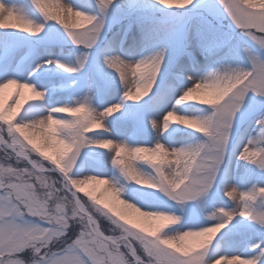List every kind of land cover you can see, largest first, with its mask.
<instances>
[{"label":"rangeland","instance_id":"1","mask_svg":"<svg viewBox=\"0 0 264 264\" xmlns=\"http://www.w3.org/2000/svg\"><path fill=\"white\" fill-rule=\"evenodd\" d=\"M6 2L9 5L18 6L28 19L44 23L42 15L31 3V0H6ZM60 2L63 3L64 0H60ZM66 2L78 10H85L82 7V0H66ZM137 7H141L142 11H129ZM86 12L101 16L97 0H87ZM0 13H3L2 7H0ZM103 17L104 27L97 45L91 52L77 47L63 28L51 21L46 22L42 32L37 35L19 31L14 33L11 39L20 41L21 47L16 61L13 63V70L19 65V78L22 80L30 78L37 90L45 93L40 100L32 101L30 99L31 90H21V96L16 97V100L25 105V97L29 98L27 100L29 104L25 109L27 114L35 116L45 113L55 106L74 104L75 101L87 95L91 97L92 106L99 110L112 104H121L118 112L105 119L106 130L101 127L93 128L94 133L90 134L93 138H107L125 142L130 146L139 145L142 147L154 146L157 141L172 149L193 146L206 140L204 134L175 124V121L167 130L157 133L149 121L156 119L155 116L158 113L162 120L163 115L169 111L167 109L173 102L171 110H176L178 114L206 116L213 109L211 106L191 103L198 97L192 96L189 103L186 104L176 103L180 90L191 84L187 76L197 77L201 73L205 75L209 71L223 69L237 62H242L247 67V58L240 51L244 45H247L253 52L264 55L252 41L240 34L226 16L218 17L210 14L204 7V0H193V3L185 9H168L159 4L158 0H114L113 5L103 14ZM5 19L9 20L8 24H4ZM15 23L16 21L10 17V14L0 15V26H14ZM209 24L215 33L225 38L230 37V44L209 51L200 39V33L206 32ZM54 29L58 30L59 34L54 32ZM166 36H171L173 39L175 51L165 47L164 38ZM162 49L166 51V57L159 74L158 90L154 89L153 94L150 92L149 96L141 95L137 101L125 100L123 98L125 88L119 81L118 73L106 66H103V73L107 78H110L109 84L106 87L97 86L100 74L99 65H102L104 56H125L138 52L141 53L139 59H144L146 56L155 55ZM81 55L85 60L83 67L77 63ZM47 58H53L59 63L71 66L76 71L69 73L56 64L42 67L39 71H33L36 64L42 63ZM30 73L31 76H29ZM7 75L11 76L13 72L10 71ZM138 78L139 73L135 75L132 73L127 79L133 81L129 85L133 93L136 92L135 81ZM3 79H5V75L0 73V81ZM15 93L14 85L0 90V110L3 107H11L12 110H15L13 104ZM249 95L252 94L249 93ZM165 107L167 108L163 111ZM162 112L163 114H161ZM260 112H264V107L258 106L256 112L244 118H240L238 115L231 132L234 143H238L242 147L249 141H255L253 147L264 148V134H261L259 126L252 122V119L260 116ZM60 115L69 116L68 113ZM69 118L73 117L69 116ZM35 142L40 144L38 140ZM62 149V145L56 144V139L52 140L51 145L44 148L45 152L53 158L57 151H62ZM109 150L94 149L91 153L85 150L80 158V166L85 172H99L105 178L122 179L119 169L109 162L106 153ZM236 152L238 154L239 148L236 149ZM101 153H103L102 163L99 161ZM237 157L238 155H232L227 164L226 182H218L206 196H201L195 201L179 203L171 200L158 188L149 189L146 186H137L130 182H126L125 190L142 196L149 210L158 209L181 217L180 223L170 225L168 229L165 228L163 235L211 226L213 223L219 222L209 219L217 209L231 211L236 208V203L223 195L225 185H234L240 192H249L253 186L264 187V169H260L255 163L241 161ZM133 163L146 175L156 176L155 169L145 161L137 159ZM2 175L3 173H0V176ZM82 187H84V191H89L95 196L102 192L105 186L103 184H88ZM238 195L239 193H237V197ZM102 200L111 203V194L106 193ZM249 207L254 215L264 214V196H256L249 203ZM117 208L125 212V218L138 223L140 227L149 231L155 230L156 226L161 223H167L159 220L146 221L145 218L139 217L129 209H122L119 205ZM228 223L227 236L225 239H214L206 251L205 260L210 257L214 259L230 255H240L242 258L248 259L257 256L258 251L252 248V244L264 237V229H261L251 217L234 216L233 220ZM141 255H143L142 252ZM257 264H259V260Z\"/></svg>","mask_w":264,"mask_h":264},{"label":"clouds","instance_id":"2","mask_svg":"<svg viewBox=\"0 0 264 264\" xmlns=\"http://www.w3.org/2000/svg\"><path fill=\"white\" fill-rule=\"evenodd\" d=\"M187 2L190 3V0ZM39 3L44 23L29 20L24 22L23 31L31 29L35 35L44 29L46 22L51 21L69 31L95 34L98 22L95 16L86 11L78 10L66 0L63 3L60 0H39ZM160 3L163 4V0H160ZM164 6L180 8L186 4ZM238 6L242 10L239 19L250 27L237 29L251 31L264 38V0H238ZM8 7L9 4L5 0V7L0 15L7 14ZM240 51L246 58L251 53L247 45L242 46ZM146 68L148 75H141L135 81L136 86L141 89V94L145 96L156 87L161 72L158 62H151ZM229 68L231 71L222 75L210 76L214 71H209L201 77L188 75L187 79L191 84L180 90L176 101L178 104L189 103L187 97L191 95L198 97L191 103L211 106L216 112L210 126L204 117L178 114L177 111L170 113L176 117L175 124L199 133L206 129V134L212 141L211 150H206L204 158L200 161V183L197 184V188L206 189L202 196H206L213 189L215 159L226 145L227 137L231 136L234 127L233 117L244 105V98L247 95L245 82H251L252 73H246L247 67L244 63L237 62ZM7 83L16 87L13 97L15 111L11 107H3L0 110V152L3 153L0 156V164L16 170L15 182L19 183L22 189L19 204L26 219L32 223L0 235V264H56L55 254L83 236H86L93 246L112 242L120 245L131 244L136 247L137 255L144 264H153L149 256L144 254V246L153 247L161 243L160 233L164 234V229H168L170 225H178L181 217L165 211L149 210L142 196L126 191L125 187L126 182H130L149 189L157 188L160 183L159 174L151 177L141 172L137 165L132 167L118 164L117 160L125 157H115V146L106 153L110 164L119 169L122 179L105 178L99 172H85L80 166V158L85 150L90 153L94 149L102 150L105 142H112L90 135L94 133L92 128L94 123H100L104 130L105 119L111 113L106 108L103 110L94 108V116H90L83 106L79 111L75 108L53 107L51 111L31 116L25 110L29 98L25 97L26 104L22 105L18 103L16 97L21 96L22 89L31 90L32 101L40 100L41 94L31 84H20L16 80H8ZM131 83L133 81L128 80L127 86L129 87ZM2 88L3 84H0V89ZM56 113H68L73 118L69 116L57 118ZM168 114L163 116L165 127L170 123L167 119ZM259 119L264 120V116ZM49 124L56 128L55 133L49 129ZM155 130L157 133L160 132L159 120ZM53 136H56V144L63 146L62 151H57L55 158L46 155L42 150L52 144ZM37 140L40 142L39 147L36 146L37 143H33ZM152 151L154 153V149ZM176 151L177 149L173 148L168 156L176 155ZM161 157L164 158L163 153ZM180 159L183 160V157ZM237 159L240 160L239 157ZM99 161L103 162V153L99 154ZM164 170L168 176H173L176 165L168 163ZM0 179L10 180L12 177L3 173ZM89 181H102L105 186L103 191L95 196L89 191H81V187ZM233 187L231 184L225 185L223 193L231 191ZM106 193L111 194V203L102 200ZM232 201L236 203L234 209L236 214L245 215L240 211L242 202L239 198ZM117 205L122 209L131 210L146 221L159 220L167 223L156 226V234L153 235L151 231H145L143 227L138 226V223L125 218V212L118 210ZM222 219L217 212L216 220ZM252 219L264 229V223L255 217ZM223 227L224 224L215 223L212 228L188 229L165 236L171 238V243L176 245L175 251L185 258L192 259L193 264H253L251 261H242L237 256L230 258L220 256L218 259L210 257L205 260L206 251ZM103 236L110 237L111 240L104 241ZM126 259L127 264H136L134 257L127 256Z\"/></svg>","mask_w":264,"mask_h":264},{"label":"snow or ice","instance_id":"3","mask_svg":"<svg viewBox=\"0 0 264 264\" xmlns=\"http://www.w3.org/2000/svg\"><path fill=\"white\" fill-rule=\"evenodd\" d=\"M174 2L175 4L183 3L186 4V6H182L180 8L168 7V9H185L187 6L193 3V0H190V3H188L187 0H163V4H161L160 0H158V3L163 6L164 4L171 5ZM31 3L35 6L36 9L39 10V12L41 11V4L39 3V0H31ZM113 3L114 0H97V5L100 9L101 16L98 17L93 15L98 22L97 27L94 30L95 34H90L88 32L69 31L68 29L63 28L67 36L70 37L71 41L77 47L85 49L87 52H91L94 49L104 27L105 20L103 14L107 12V10L110 8V6L113 5ZM0 7H5V0H0ZM82 7H84L85 9L83 11L87 10V0H82ZM204 7L207 8L209 13L212 15L218 17L226 16L232 22L235 28L244 29L245 27H250V25L243 24L239 19L242 10L238 6V0H214V2L213 0H204ZM129 11L141 12L142 8L137 7L134 9H130ZM7 13L10 14V17L13 18L16 23L14 26H0V73H3L5 75V79L0 81V84H3V88L0 90L9 88L10 86L14 85L8 84V80H16L20 84H31L34 86L30 78H25L23 80L19 78V65H17L16 69L13 70V63L16 61L17 55L19 54L21 42L11 39L16 31L34 35L31 29H29L28 31L22 30L24 27V22H27L30 19H28L16 5H9ZM3 22L4 24H8L9 20L5 19ZM53 31L59 34L58 30L54 29ZM41 32L42 31L38 32L37 34ZM239 32L242 36H245L250 41H252L253 44L258 47L260 53H264V38L255 35L251 31ZM164 39L166 41L165 47L171 48L173 51H175V44L171 36H166ZM200 39L201 43L209 51L214 50L216 47L227 46L230 44V37L225 38L224 36L215 33L210 24L208 25L206 32L200 33ZM165 57L166 51L164 49L156 52L155 55L146 57L136 62H125V60L122 59L119 55L104 56L102 65H99L100 74L97 81V86L106 87L109 84L110 78H107L106 74L103 73V66H106L107 68L115 70V72L118 73L119 81L124 85L125 88L123 98L127 101H137L142 95L141 89L140 87L136 86V92L133 93L131 88L127 86L128 72L131 71L134 75L139 73V76L148 75L146 65L151 62H158L160 64V67H162L165 62ZM84 62V56L81 55V57L78 58L77 63L80 67H83ZM246 63L248 65L246 68V73H252V76L250 77L251 82H245L247 85L245 88L247 95L244 98L245 102L241 111L238 112L232 119L233 125L235 124L238 115L240 118H244L256 112L258 106L264 107V55L257 54L251 50V53L247 57ZM53 64H56L58 67L69 73L76 71V69H74L73 67L59 63L53 58L44 59L42 63L36 64L33 71H39L42 67ZM142 69L144 70L141 71ZM10 71L13 72V75L8 76L7 74ZM229 71H231L229 67L217 69L216 71L211 73L210 76L227 74ZM29 76H31V73L29 74ZM154 89L158 90V81ZM37 92L41 94V97L45 95V93L42 91L37 90ZM249 93H251L252 95L250 96ZM151 94H153V91L151 92ZM191 97L192 96L189 95L187 99L189 100ZM81 106H83V109L86 110L90 116H94L95 109L92 106L91 97L87 95L82 99L75 101L74 104H65L55 107L61 109L75 108L79 111L81 109ZM52 108H50L48 111H51ZM105 108L112 115L113 113H116L120 110L121 104L116 103ZM175 111L176 110H169L166 112L169 113L167 116V119L169 121L176 118L174 115L170 114L171 112ZM215 112L216 110L213 109L210 113L204 116V119L207 120L209 126L211 125L212 120L215 117ZM60 114L62 113H56L55 115L56 117L61 118L62 116ZM9 119H11V116H9ZM149 123L151 124V127L153 129H156L157 119H151ZM255 123L259 126L260 133L264 134V120L257 119ZM159 126L160 131L167 130L170 126V123L167 125V127H165L163 119L162 122L161 119H159ZM48 127L54 133L57 131L56 128L52 127V124H49ZM95 127H101V124H92V128ZM104 130L106 129L104 128ZM206 132V129L200 132L206 137L205 141L193 146L177 149L176 155L171 156V159H169L170 157L168 156V154L171 153L173 149L167 147L165 144L159 141H157L154 146L142 147L139 145L130 146L125 142H117L112 139L106 138L107 140L112 142H105L102 147L103 149H112L115 146V157H127V159L117 160V163L120 165H130L132 167H135L136 164L133 163V161L137 159L143 160L148 165H151L155 169V172L159 174L160 183L157 188L161 192L166 194L171 200L179 203H185L195 201L206 191V189L204 188H197V184L200 183V161L204 158L205 151L211 150L212 148V141L207 136ZM55 139L56 136H53V140ZM33 143L35 144L36 142L33 141ZM255 143V141H249L247 144H244L241 147L238 143H234L232 141L231 136L227 137L226 145L220 150V155L215 159V181L213 182V188L218 182H226L227 164L230 161L232 155H238L241 161L255 163L260 169H264V148L253 147ZM36 146L39 147L38 144H36ZM237 148H239L238 154L236 152ZM153 149L154 153L152 151ZM42 150L45 152L44 149ZM129 153H131L130 157ZM161 153L164 154V158L161 157ZM45 154L48 155L46 152ZM180 157H183V160H181ZM168 163H173L176 165V172L173 176H168L164 170L165 166ZM0 173H7L10 177H12V179L10 180L0 179V235H4L8 232L24 227L26 224L32 223V221L26 219L25 214L22 210V206L19 204V195L22 189L21 185L15 182L16 170L11 166L0 164ZM88 184H103V182L89 181L85 185ZM81 191H84V187L81 188ZM237 193H239L238 197ZM223 195L228 199L231 198L232 200L239 198V200L242 202L240 211L244 212L245 215L239 217H255L256 220H260L262 223H264V214L254 215L249 207V203L253 201L256 196H264V187L253 186V188L249 192H240L234 186L231 191H227L226 193H223ZM156 211L162 210L157 209ZM217 212L223 219L215 223H222L224 224V227L219 230L216 238L225 239L228 234L226 230L229 229L228 222L232 221L234 216L238 215L236 214V210L229 211L224 209H217L216 212L212 213L209 219L216 220ZM229 217H231V219H229ZM215 223L207 227L212 228ZM144 230L149 231L146 228H144ZM96 231L99 232L98 229ZM151 232L153 235H155L156 229ZM102 239L104 241L111 240V238L107 236H103ZM161 241V243L156 244L153 247H149L147 245L144 246V254L149 256L153 264H193L192 259L185 258L181 256L178 251H175L176 245L174 243H171V238L166 237L162 233ZM252 248L258 251V255L254 258H242L240 255H230L227 257L230 258L232 256H237L242 261H251L253 262V264H257L259 260V264H264V259H262L264 258V237H261L257 242L252 244ZM55 255L57 257L56 264H127V256L134 257L136 259V264H144V261L137 255L136 247L131 244L120 245L112 242L108 244L102 243L100 245L93 246L86 236H83L72 245L63 247ZM218 258L219 257H216L214 259Z\"/></svg>","mask_w":264,"mask_h":264},{"label":"bare ground","instance_id":"4","mask_svg":"<svg viewBox=\"0 0 264 264\" xmlns=\"http://www.w3.org/2000/svg\"><path fill=\"white\" fill-rule=\"evenodd\" d=\"M129 1V0H128ZM141 56V53H131V54H127V55H123V56H121V58L122 59H124L125 61H131V62H136V61H139V60H141V59H139V57ZM147 57V56H146ZM146 57H144V58H146ZM144 69H142L141 71H143ZM131 74H132V72L131 71H129L128 72V74H127V79H129V77L131 76ZM203 74L204 73H201L199 76H197V77H201V76H203ZM174 103V102H173ZM173 103H171V105L168 107V109L167 110H171L173 107ZM167 107H165V109L163 110V111H165L166 110V108ZM161 114H163V112L161 113ZM155 118L157 119V120H159V119H161V117H160V113H158L157 114V116H155ZM175 121V118L174 119H172V121L170 122V126H171V123L173 124V122ZM161 122H162V120H161ZM169 126V127H170ZM236 187V186H235ZM237 188V187H236ZM234 202V201H233Z\"/></svg>","mask_w":264,"mask_h":264},{"label":"water","instance_id":"5","mask_svg":"<svg viewBox=\"0 0 264 264\" xmlns=\"http://www.w3.org/2000/svg\"><path fill=\"white\" fill-rule=\"evenodd\" d=\"M261 115H262V114H261ZM259 117H260V116H259ZM259 117L257 116L256 118H254V119L252 120V122H255Z\"/></svg>","mask_w":264,"mask_h":264},{"label":"trees","instance_id":"6","mask_svg":"<svg viewBox=\"0 0 264 264\" xmlns=\"http://www.w3.org/2000/svg\"><path fill=\"white\" fill-rule=\"evenodd\" d=\"M3 155V153L2 152H0V156H2ZM107 233V232H106Z\"/></svg>","mask_w":264,"mask_h":264}]
</instances>
